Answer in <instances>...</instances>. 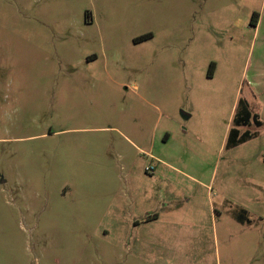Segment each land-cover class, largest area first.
<instances>
[{"label":"rangeland","instance_id":"374dc122","mask_svg":"<svg viewBox=\"0 0 264 264\" xmlns=\"http://www.w3.org/2000/svg\"><path fill=\"white\" fill-rule=\"evenodd\" d=\"M0 264H264V0H0Z\"/></svg>","mask_w":264,"mask_h":264},{"label":"crops","instance_id":"0c3cea01","mask_svg":"<svg viewBox=\"0 0 264 264\" xmlns=\"http://www.w3.org/2000/svg\"><path fill=\"white\" fill-rule=\"evenodd\" d=\"M262 23V17L260 16L257 22V26L253 27V28H258L260 26V24ZM249 85V83H248ZM250 89V88H249ZM260 100L258 99V102ZM247 98H245V105H247ZM253 117H256V120L260 123L259 126L257 127H261L262 126V121L260 119V116L258 114H253ZM251 122L253 123V121L251 120L249 122V124L247 126H249L251 124ZM255 125V124H254ZM246 126V127H247ZM245 128V127H243ZM240 130V129H239ZM259 204H258V208H259ZM147 213L145 214L144 218H142L141 221H133V227L137 228V229H144V233L147 235V229L145 227H149L152 225L158 226L159 228L163 229V230H167V231H175L176 229H178L180 226H182L183 222H181L180 220H178V216L176 214H168L167 216H165L164 218H161V215L155 210V209H147L146 211ZM247 214V219H250V216L248 214V211L245 210V215ZM179 222H181V225L179 224ZM144 225V226H141ZM149 230H151V228H149Z\"/></svg>","mask_w":264,"mask_h":264},{"label":"trees","instance_id":"16d2710c","mask_svg":"<svg viewBox=\"0 0 264 264\" xmlns=\"http://www.w3.org/2000/svg\"><path fill=\"white\" fill-rule=\"evenodd\" d=\"M259 19V14L254 13L252 15V19L250 20L249 26L250 27H256L257 22ZM213 67H211L212 69ZM211 74V71L209 75ZM253 121V123L256 126H259L260 123L256 120V117L251 116L250 112L245 108L243 109L239 114L237 119L235 120V126L232 128L229 132L228 138H227V148H235L238 145H241L249 140H251L255 134H251L248 131L243 132L240 134V128L246 127L250 121Z\"/></svg>","mask_w":264,"mask_h":264},{"label":"built area","instance_id":"2783aa9c","mask_svg":"<svg viewBox=\"0 0 264 264\" xmlns=\"http://www.w3.org/2000/svg\"><path fill=\"white\" fill-rule=\"evenodd\" d=\"M145 171L152 173L154 171V167L153 166H148V167H146Z\"/></svg>","mask_w":264,"mask_h":264}]
</instances>
